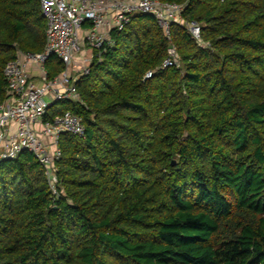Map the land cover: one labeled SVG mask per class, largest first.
<instances>
[{
	"label": "trees",
	"instance_id": "16d2710c",
	"mask_svg": "<svg viewBox=\"0 0 264 264\" xmlns=\"http://www.w3.org/2000/svg\"><path fill=\"white\" fill-rule=\"evenodd\" d=\"M158 1L201 44L146 14L110 33L79 102L44 118L83 126L59 136L55 193L29 152L0 161V264H264V0ZM45 29L39 0H0V106L4 67L41 53Z\"/></svg>",
	"mask_w": 264,
	"mask_h": 264
},
{
	"label": "built area",
	"instance_id": "2783aa9c",
	"mask_svg": "<svg viewBox=\"0 0 264 264\" xmlns=\"http://www.w3.org/2000/svg\"><path fill=\"white\" fill-rule=\"evenodd\" d=\"M39 7L46 24L43 51L17 53L3 69L7 99L0 106V161L29 152L44 169L55 193L59 136L69 133L81 137L83 126L71 112L50 121L44 118L54 103L79 102L76 82L89 73L94 52L100 58V51L113 45L110 33L122 31L136 14L153 16L165 36H169L171 24L179 23L201 44V30L196 22L181 19L182 6L158 0H39ZM51 56L63 65V71L52 79L45 67ZM178 60L176 48L169 46L161 67H176ZM150 77L148 72L144 79Z\"/></svg>",
	"mask_w": 264,
	"mask_h": 264
},
{
	"label": "crops",
	"instance_id": "0c3cea01",
	"mask_svg": "<svg viewBox=\"0 0 264 264\" xmlns=\"http://www.w3.org/2000/svg\"><path fill=\"white\" fill-rule=\"evenodd\" d=\"M30 72H31V75H32V76H35V75H36V72H35L34 69L30 70Z\"/></svg>",
	"mask_w": 264,
	"mask_h": 264
},
{
	"label": "rangeland",
	"instance_id": "374dc122",
	"mask_svg": "<svg viewBox=\"0 0 264 264\" xmlns=\"http://www.w3.org/2000/svg\"><path fill=\"white\" fill-rule=\"evenodd\" d=\"M78 56H79V55H78ZM78 58H80V56H79Z\"/></svg>",
	"mask_w": 264,
	"mask_h": 264
}]
</instances>
